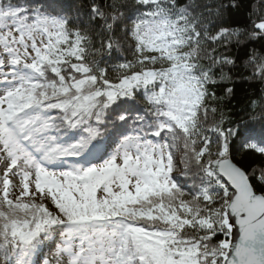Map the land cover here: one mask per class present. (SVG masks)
<instances>
[{
    "label": "snow or ice",
    "instance_id": "1",
    "mask_svg": "<svg viewBox=\"0 0 264 264\" xmlns=\"http://www.w3.org/2000/svg\"><path fill=\"white\" fill-rule=\"evenodd\" d=\"M0 264H264V0H0Z\"/></svg>",
    "mask_w": 264,
    "mask_h": 264
},
{
    "label": "trees",
    "instance_id": "2",
    "mask_svg": "<svg viewBox=\"0 0 264 264\" xmlns=\"http://www.w3.org/2000/svg\"><path fill=\"white\" fill-rule=\"evenodd\" d=\"M250 0H245L248 5ZM249 15V8L242 9L234 14L233 19L238 23H243L247 20ZM121 61L123 57L120 58ZM241 71H243L241 69ZM233 83L235 87V94L233 98L225 103L224 112L227 117L233 121L247 120V113L251 111L249 101L255 99L260 93V85L258 83H249L240 78L239 73H233ZM219 92L220 89L218 88ZM257 134L259 133V126H256Z\"/></svg>",
    "mask_w": 264,
    "mask_h": 264
}]
</instances>
